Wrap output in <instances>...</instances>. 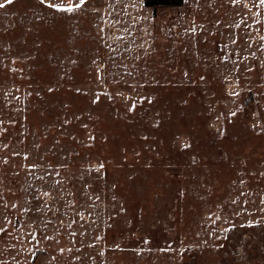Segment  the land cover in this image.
Masks as SVG:
<instances>
[{
	"label": "rangeland",
	"instance_id": "1",
	"mask_svg": "<svg viewBox=\"0 0 264 264\" xmlns=\"http://www.w3.org/2000/svg\"><path fill=\"white\" fill-rule=\"evenodd\" d=\"M0 7V264H264V0Z\"/></svg>",
	"mask_w": 264,
	"mask_h": 264
},
{
	"label": "trees",
	"instance_id": "2",
	"mask_svg": "<svg viewBox=\"0 0 264 264\" xmlns=\"http://www.w3.org/2000/svg\"><path fill=\"white\" fill-rule=\"evenodd\" d=\"M144 5L147 7H179L182 5V0H145Z\"/></svg>",
	"mask_w": 264,
	"mask_h": 264
},
{
	"label": "crops",
	"instance_id": "3",
	"mask_svg": "<svg viewBox=\"0 0 264 264\" xmlns=\"http://www.w3.org/2000/svg\"><path fill=\"white\" fill-rule=\"evenodd\" d=\"M7 0H0V4L5 3Z\"/></svg>",
	"mask_w": 264,
	"mask_h": 264
},
{
	"label": "snow or ice",
	"instance_id": "4",
	"mask_svg": "<svg viewBox=\"0 0 264 264\" xmlns=\"http://www.w3.org/2000/svg\"><path fill=\"white\" fill-rule=\"evenodd\" d=\"M8 2H11V0H8ZM42 2H43V0H42ZM0 7H3V4H0Z\"/></svg>",
	"mask_w": 264,
	"mask_h": 264
}]
</instances>
